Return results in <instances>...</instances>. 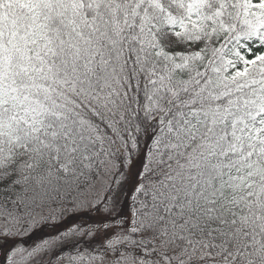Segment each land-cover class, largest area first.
<instances>
[{
	"label": "snow or ice",
	"instance_id": "snow-or-ice-1",
	"mask_svg": "<svg viewBox=\"0 0 264 264\" xmlns=\"http://www.w3.org/2000/svg\"><path fill=\"white\" fill-rule=\"evenodd\" d=\"M0 264H264V0H0Z\"/></svg>",
	"mask_w": 264,
	"mask_h": 264
},
{
	"label": "rangeland",
	"instance_id": "rangeland-1",
	"mask_svg": "<svg viewBox=\"0 0 264 264\" xmlns=\"http://www.w3.org/2000/svg\"><path fill=\"white\" fill-rule=\"evenodd\" d=\"M65 223H67V221H65ZM62 224H58L53 231H55L56 229H60L62 228ZM50 231H41V232H35L33 233L31 236L29 237H24V238H18V240L23 243L24 245H31L34 242L38 241L39 239H41L42 237H45L49 234Z\"/></svg>",
	"mask_w": 264,
	"mask_h": 264
},
{
	"label": "trees",
	"instance_id": "trees-1",
	"mask_svg": "<svg viewBox=\"0 0 264 264\" xmlns=\"http://www.w3.org/2000/svg\"><path fill=\"white\" fill-rule=\"evenodd\" d=\"M58 225V224H57ZM56 225V226H57ZM55 226V227H56ZM54 230V228L53 227H50V226H46V227H44L42 230H37L36 232H41V231H44V232H46V231H53Z\"/></svg>",
	"mask_w": 264,
	"mask_h": 264
}]
</instances>
